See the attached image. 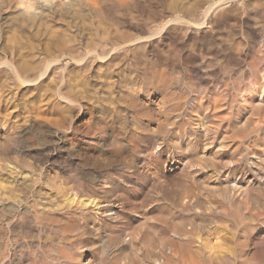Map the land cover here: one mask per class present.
<instances>
[{
	"label": "rangeland",
	"instance_id": "1",
	"mask_svg": "<svg viewBox=\"0 0 264 264\" xmlns=\"http://www.w3.org/2000/svg\"><path fill=\"white\" fill-rule=\"evenodd\" d=\"M9 1L0 0V60H9L10 63L12 62L11 64H14V67H21L20 70L18 69L21 77L29 80V83L24 84L19 81L11 66H9L10 69L8 65L0 67V264H123V262H125L124 264H136V262L143 264L145 261L144 264H148L149 259V264H160L161 261V264H167V260H163V258L168 256L169 250L165 249L158 240L148 241L150 238L146 240L150 244L143 243L144 245L153 244L149 248L143 244L141 245L143 248L140 245L138 246L141 248L136 246L135 251L133 248H124L122 252L126 253L127 258L129 256L128 260L124 255H122L123 258L116 256L120 251L118 246L124 247L117 241L120 231H124L126 227L125 232L119 235L121 237H124L129 229V234L133 232L132 229L135 231L133 227L136 224L128 219L133 215L131 212L133 210H138L139 213L147 211L155 201L156 203L161 202L160 204L155 203L158 206V211H162V213L158 212L161 215H158L160 219L170 214L166 221L159 219L157 230H161L157 232V236L163 237L162 240L168 236L172 237L171 229L177 222L175 219L178 217L179 221L182 218L181 220H184L186 224L188 222L186 229L192 232H190L191 236L194 234V237L192 236L195 240L193 241V250L197 252L189 254H193L195 259L199 258V261L203 259L202 264L209 262V264H247L248 262L254 264L253 259L257 262L255 264H264V260L263 262L261 260L264 257V212L261 211L262 208L264 209V205H261L264 202V198H262L264 188L261 187L264 186V116L260 113L264 110V102L261 108L260 105L257 107L255 101L258 97L255 92L261 88L262 83L260 82L264 78V0H124V5L122 0H120L122 2L112 0L113 4L111 0H95L98 5L95 2L92 5L88 0H28V6H25L22 0ZM128 1L130 2L128 3ZM25 2L27 3V0ZM205 13L207 14L205 15ZM206 19L210 23H207ZM200 22H203L204 25H201ZM197 24L200 26L197 27ZM49 60L53 62L51 63ZM47 61L50 62V66L44 72L42 69ZM23 66L28 68L27 70L25 68V72L21 71ZM254 88L255 90H253ZM250 106H252V110H248L251 108ZM246 111L248 112L246 113ZM249 114H252L251 117ZM253 114L255 117L259 116V119H256ZM205 115L208 119L205 118ZM199 116H202L201 120ZM204 118L208 121L207 123ZM235 122H239V124ZM243 122L245 123L243 124ZM210 125L211 127H209ZM243 125H245L244 129L241 128ZM247 125H250V128ZM254 126L255 128L252 129ZM166 129L169 132H166ZM237 129L243 131L242 135L239 134L240 131L236 134L235 130ZM250 129L252 130L250 131ZM255 129H259V133ZM202 132L211 137H205ZM244 133L246 137L243 136ZM7 134L9 137L6 136ZM254 134L256 135L254 136ZM196 135L199 138H197L198 142ZM228 136L231 138L230 142L232 141L230 144ZM254 138L255 141L252 142ZM218 139L223 142L221 143ZM158 140L163 142L159 143L160 147L157 144ZM238 140L241 141L236 145L235 142H239ZM248 141L255 144H250ZM227 144L228 147H226ZM182 148H186V150L180 151ZM224 148H228L229 152L236 149L238 153L233 150L231 153L227 151L228 154L227 149ZM238 148L242 149L244 153H239L241 151ZM245 148L252 150L247 151L246 149L245 151ZM253 149L257 152L261 150L259 152L261 154L254 152ZM212 151H216V154L215 152L213 154ZM249 151L251 152L249 153ZM188 153L192 156L190 157V154L188 156ZM178 157H184V160L188 161L193 159L192 162L190 161L192 164L195 161V165L190 167L193 169L192 171L187 168L186 173L189 176L191 172L193 174L190 177L187 175L185 181L183 179L186 174L182 179L181 170L171 172L169 170ZM230 158L234 162L238 161L236 164L239 167H247L248 164L254 163L259 164L256 165L257 167H263L259 169L263 173V183L258 185L260 191L259 189L256 191L259 192L257 197L255 192L252 193L256 197L257 203L255 197L249 200L250 197H253L250 195H247L249 199L245 195L246 201L244 195L241 197L242 194L235 201L228 199L226 194V196L224 195L226 190H222L221 185L231 181L234 172L227 171V169L222 170L217 164L222 165L226 160L230 161ZM201 159L206 161L201 162L204 164L202 166L199 164ZM208 159L210 160L208 161ZM258 159L262 161V165ZM240 161L244 162V165ZM258 161L260 162L257 163ZM207 163H210L209 166ZM251 165H248L247 168ZM203 166L205 167L203 168ZM137 168L139 171L136 170ZM194 170L195 172H193ZM167 173L172 175L169 176ZM124 174L126 175L124 176ZM133 174H136L135 176L138 178H134ZM207 174L211 176L210 179L206 176ZM192 176L196 178V181ZM200 176H204L205 179ZM216 176L218 177L216 178ZM231 176L233 177L231 178ZM109 179L111 181H108ZM179 179L182 182H187L188 185L178 182ZM166 180L168 183L165 182ZM131 181L133 184L136 181L141 183L143 181L148 187L151 186L149 187L150 191H152L151 189L153 191L149 195L154 193L151 196L153 199L145 194L146 190V192L141 191L135 196L131 195L128 192L132 187ZM191 181L196 186L198 182H201L202 188L199 185L197 187L204 190L199 191L196 186L191 184ZM106 183L117 190L107 186ZM86 185L87 187H85ZM104 185H106V189ZM153 185L155 186L153 187ZM164 185L170 190L161 188ZM202 185H205L206 188H203ZM209 185L212 187V193L214 192V196L211 194L213 198L210 195ZM189 187L194 190L192 188L189 190ZM97 188L99 189L96 190ZM176 188L179 190L177 191ZM195 189L198 190V193ZM218 189L223 192L221 197V192H218ZM186 190L190 195L184 193ZM192 191L196 194H192ZM170 192L172 196H170ZM176 193L177 195L179 193L181 197L179 198V195L176 197ZM204 193L205 199L202 195ZM261 193L262 196L259 195ZM185 194L191 198H186ZM197 194L203 196L201 197L203 206L198 203L197 207L196 203L200 199ZM161 195L162 197H159ZM215 195H217L216 198ZM195 196H198L197 199ZM175 197L178 200L174 199ZM222 197L223 202L220 199ZM93 198L98 205H95L97 203ZM148 198L153 201L151 202ZM182 198L183 200L177 202L178 205L172 201L173 199L179 201ZM206 198L210 200L208 201ZM217 198L219 202L221 200V203H216L218 200L215 199ZM238 198L239 200L241 198L240 201L243 200L244 203L240 202ZM121 199L125 200L120 202ZM89 201L93 202L89 203ZM108 201L119 208L115 216L105 217L98 210L101 204ZM228 201L231 202L230 206L226 204ZM183 203L184 205H182ZM225 204L227 207L224 206ZM176 205L181 206L178 208ZM217 205L218 210L216 209ZM245 205L249 206L250 210L246 211L248 207L244 208ZM239 206L242 207V209L240 207L241 210L238 209ZM259 206L261 208H257ZM92 207L97 208V213L93 212ZM231 208H235V210H231ZM93 209L95 210V208ZM228 211L230 213L235 211L234 214L237 218ZM241 211L246 212H243L245 216ZM98 213L101 216H98ZM122 213L123 215H121ZM146 213V215H150L148 211ZM172 213L176 217L175 215L171 217ZM211 213L216 214L213 217ZM237 213L241 214L238 216ZM248 213L250 215L254 213V215L250 216ZM152 214L157 216L156 212ZM206 214L212 217H205ZM256 214L257 216H255ZM233 216L242 225L236 219L234 221ZM243 216L245 220H240L243 219ZM102 217L105 218L102 219ZM212 218L214 221L211 222ZM214 218H218V220ZM119 219L120 221H118ZM186 219L190 220L191 225L195 226L196 223L197 225L191 226ZM222 219L224 226L221 224ZM170 220H173L171 225ZM163 221L168 222L165 224ZM192 221L194 223H191ZM100 222H103L102 225L99 224ZM160 222H163L161 226ZM235 222L240 226L238 227ZM232 223L238 227V230L235 229L236 232L232 231L236 228ZM164 224L165 226L169 224L167 226H170L171 229L170 227L169 229L165 228ZM221 225L223 231L226 229L225 233L221 230ZM231 225L232 229H230ZM227 226L229 229L226 228ZM199 227L203 229L199 230ZM118 229L120 230L118 231ZM211 229L213 231L215 229V232ZM166 230L168 231L166 232ZM194 230L199 231L194 232ZM162 231H165L166 234ZM208 231L211 232V236ZM226 231L233 234H227ZM136 232L133 233L136 234ZM216 232L221 234L223 232L225 236H230L229 241L233 240L229 242L227 237L223 249L226 251L227 247L229 248L227 253L222 251L223 255L221 252L218 254L215 250L218 248L210 247L211 239ZM206 237L210 240L205 239ZM201 239L202 242L205 240L209 244L205 245L206 243H202ZM234 239L236 240L234 241ZM104 242L112 243V247L106 251L107 253L101 247ZM196 242L197 247H194ZM201 243L204 244L203 247H200ZM99 244L102 245L98 247ZM114 244L117 246L115 247ZM206 248H211L209 250L213 251ZM256 249H259L257 250L259 253L256 252ZM203 250L205 251L203 252ZM253 250L257 256L254 254L252 259L249 254H253ZM112 251L114 252L111 254ZM153 252L155 256H153ZM260 252H262L261 255ZM160 253L161 255L165 253L163 258L159 255ZM109 254L116 258H110L114 262L110 259L106 260L110 257ZM144 255L149 258L146 259ZM205 255L211 256L212 259ZM100 256L102 257L99 258ZM104 256H106L105 259ZM159 256L162 259L159 258L160 261L158 260ZM197 256L198 258H196ZM201 257L202 259H200ZM131 258L134 260L131 261ZM115 260L118 262L115 263ZM205 260L208 261L205 262ZM98 261L102 263H98Z\"/></svg>",
	"mask_w": 264,
	"mask_h": 264
},
{
	"label": "bare ground",
	"instance_id": "2",
	"mask_svg": "<svg viewBox=\"0 0 264 264\" xmlns=\"http://www.w3.org/2000/svg\"><path fill=\"white\" fill-rule=\"evenodd\" d=\"M10 1H12V0H10ZM10 1H9V2H10ZM25 1H26V0H22V2L25 4V6H28V0H27V3H26ZM85 1H86V0H85ZM88 1H89V3H91L92 5H93V3L95 2V0H88ZM88 1H87V3H88ZM108 1H109V0H108ZM117 1H118V0H117ZM119 1H120V0H119ZM122 1H123V5H124V2H125V1H124V0H122ZM122 1H120V2H122ZM233 1H235V0H233ZM104 2H105V1H104ZM104 2H103V3H104ZM106 2H107V1H106ZM112 2H113V1L111 0V3H112ZM114 2H115V0H114ZM114 2H113V3H114ZM120 2H119V3H120ZM129 2H130V1H128V3H129ZM219 2H220V1H219ZM223 2H224V1H223ZM226 2H227V1H226ZM95 3L97 4V2H95ZM113 3H112V4H113ZM117 3H118V2H117ZM117 3H115V4H117ZM221 3H222V2H221ZM221 3H220V5H221ZM29 4H30V3H29ZM104 4H105V3H104ZM107 4H108V3H107ZM109 4H110V3H109ZM120 4H121V3H120ZM125 4H127V3H125ZM174 4H175V2H174ZM225 4H226V3H225ZM97 5H98V4H97ZM101 5H103V4H101ZM121 5H122V4H121ZM172 5H173V4H172ZM218 5H219V4H218ZM218 5H217V6H218ZM220 5H219V6H220ZM230 5H231V4H230ZM105 6H106V5H105ZM175 6H176V5H175ZM173 7H174V6H173ZM212 8H213V6H212ZM209 9H210V8H209ZM213 9H214V8H213ZM206 12H207V11H206ZM108 14H109V12H108ZM206 14H207V13H205V15H206ZM203 15H204V14H203ZM207 16H208V15H207ZM207 16H206V18H207ZM108 17H110V16H108ZM208 17H209V16H208ZM109 19H110V18H109ZM110 20H111V19H110ZM203 20H204V19H203ZM206 21H207V19H206ZM255 21H256V20H255ZM263 21H264V20H263ZM208 22H209V21H207V23H208ZM200 23H201V25H204L203 22H200ZM207 23H206V24H207ZM209 23H210V22H209ZM255 23H256V22H255ZM258 23H260V22H258ZM198 26H200V25L197 24V27H198ZM255 26H257V25H255ZM260 27H261V26H260ZM261 28H262V27H261ZM160 29H162V28H160ZM160 31H161V30H160ZM262 31H263V30H262ZM254 32H255V31H254ZM258 32H259V29H258ZM261 37H262V36H261ZM262 39H263V38H262ZM62 44H63V43H62ZM61 48H62V47H61ZM116 48H117V47H116ZM55 55H56V54H55ZM91 55H92V54H91ZM53 57L55 58L56 56H53ZM100 57H101V56H100ZM55 60H56V59H55ZM49 61H50V60H49ZM49 61H47V64L45 65L44 69H42V70H44V72H45V70L50 66V62H51V63L53 62V61H50V62H49ZM37 62H38V64H39V61H37ZM37 62H36V64H37ZM54 62H55V61H54ZM11 63H12V62H11ZM11 63L9 62V60H8V61H7V60L5 61L4 59H3L2 61L0 60V67H2V65H3V66H7V65H8V68H9V66H11V67H12V70L14 71V73H15V75L17 76V78L19 79V81H21V82L24 83V84L29 83V80H25V78H22V77H21V73H20V71H19L21 67H20V68H16V67L13 66L14 64H11ZM40 64H41V63H40ZM35 66H36V65H35ZM18 67H19V66H18ZM27 67H29V66H27ZM25 68H26V66H23V68L21 69V71H24V72H25V71L28 69V68H26V70H25ZM33 68H34V67H33ZM33 68H32V69H33ZM9 69H10V68H9ZM18 69H19V70H18ZM24 74H25V73H24ZM262 76H263V75H262ZM24 77H25V76H24ZM255 79H256V78H255ZM258 79H259V78H258ZM262 79H263V80L259 79V80L262 81V82H260V83H262L261 88H258V91L255 92V93H257V96H258V97H257L258 99L256 98V100H255V101H256V104H257V107H258V105L261 106V105L263 104V102H264V78H262ZM253 83H254V81H253ZM255 85H256V84H255ZM254 87H255V86H254ZM258 87H259V86H258ZM249 88H250V87H249ZM251 89H252V87H251ZM253 90H255V88H254ZM253 90H252V91H253ZM249 91H250V90H248V92H249ZM253 92H254V91H253ZM249 93H250V92H249ZM253 94H254V93H253ZM246 95H247V94H246ZM250 95H251V94H250ZM244 96H245V94H244ZM251 97H252V96H251ZM253 97H254V96H253ZM244 99H245V98H244ZM62 100H63V99H62ZM245 100H247V99H245ZM248 100H249V99H248ZM250 100H251V99H250ZM250 100H249V101H250ZM249 101H248V102H249ZM243 102H244V101H243ZM245 103H247V102H245ZM253 103H254V102H252V104H253ZM247 104H248V103H247ZM254 104H255V103H254ZM244 105H245V104H244ZM249 105H250V104H249ZM254 106H255V105H254ZM254 106H253V108H254ZM263 106H264V104H263ZM250 107H251V108L248 107V108H249L248 110H250V109L252 110V106H250ZM244 108H245V106H244ZM244 108H243V109H244ZM261 108H262V106H261ZM261 108H260V110H261ZM246 109H247V108H246ZM256 109H258V108H256ZM253 110H255V109H253ZM262 110H263V109H262ZM258 111H259V110H258ZM247 112H248V111H246V113H247ZM263 112H264V110H263ZM263 112H262V111L260 112V113L262 114V116H264V115H263ZM250 113H251V112H250ZM260 113H259V116L261 115ZM207 114H208V113H207ZM242 114H243V113H242ZM255 114H256V113H255ZM251 115H252V114H249V117H251ZM205 116H206L205 118L208 119V118H207V115H205ZM208 116H209V115H208ZM253 116L255 117L254 114H253ZM253 116H252V117H253ZM256 116H257V114H256ZM259 116H258V117H255V118H256V119H259ZM203 117H204V116H203ZM243 117H244V115H243ZM199 118H200V120H201V119H202V116H201V117L199 116ZM199 118H197V119L199 120ZM205 118H204V119H205ZM238 118H239V117H238ZM246 118H247V117H246ZM255 118H254V119H255ZM206 119H205V120H206ZM235 119H236V118H235ZM239 119H240V118H239ZM254 119H253V120H254ZM263 119H264V118H263ZM205 120H204V121H205ZM240 120H241V119H240ZM246 120H247V119H246ZM250 120H251V119H250ZM250 120H248V122H250ZM261 120H262V119H260V121H261ZM234 121H235V120H234ZM242 121H243V120H242ZM258 121H259V120H258ZM260 121H259V122H260ZM194 122H195V121H194ZM199 122H200V121H199ZM207 122H208V121L206 120V123H207ZM261 122H263V120H262ZM261 122H260V123H261ZM200 123H203V122H200ZM235 123H237V122H235ZM244 123H245V122H243V124H244ZM254 123H257V122H254ZM194 124H195V123H194ZM198 124H199V123H198ZM233 124H234V122H233ZM237 124H239V122H238ZM249 124H251V123H249ZM263 124H264V122H263ZM200 125H201V124H200ZM203 125H204V123H203ZM203 125H202V127H203ZM241 125H242V124H241ZM245 125H246V124H245ZM245 125H243L244 127L241 126V128L244 129V128H245ZM258 125H259V124H258ZM198 126H199V125H198ZM239 126H240V125H239ZM247 126L249 127L250 125H247ZM247 126H246V127H247ZM251 126H253V125H251ZM260 126H261V124H260ZM260 126H259V127H260ZM194 127H195V126H194ZM206 127H208V126H206ZM209 127H211V125H210ZM232 127H233V126H232ZM237 127H238V125H237ZM237 127H236V128H237ZM263 127H264V126H263ZM195 128H196V127H195ZM197 128H198V127H197ZM234 128H235V127H234ZM236 128H235V129H236ZM238 128H239V127H238ZM249 128H250V127H249ZM249 128H247V129H249ZM253 128H255V126L252 127V129H253ZM256 128H258V127H256ZM198 129H199V128H198ZM203 129H204V128H203ZM203 129H202V130H203ZM212 129H213V128H212ZM232 129H233V128H232ZM252 129H250V131H251ZM199 130H200V129H199ZM209 130H211V129H209ZM240 130H241V129H240ZM240 130H238V129L235 130V131H237L236 134H238V132H239ZM255 130H257V132H258L259 129H255ZM260 130H262V129H260ZM204 131H205V130H204ZM204 131H203V132H204ZM235 131H234V132H235ZM244 131H245V130H244ZM250 131H249V132H250ZM166 132H169V131H167V129H166ZM196 132H197V131H196ZM203 132H202V133H203ZM209 132H211V131H209ZM230 132H231V131H230ZM242 132H243V131H242ZM242 132L240 131L239 134L242 135V134H241ZM254 132H255V131H254ZM7 133H8V132H7ZM199 133H200V132H199ZM231 133H232V132H231ZM246 133H248V132H246ZM258 133H259V132H258ZM263 133H264V131H263ZM195 134H196V133H195ZM236 134H235V135H236ZM256 134H257V133H256ZM256 134H254V136H255ZM8 135H9V134H7L6 136H8ZM157 135H158V134H157ZM203 135H205V134L203 133ZM203 135H202V136H203ZM206 135H207V134H206ZM206 135H205V137H208V136H206ZM209 135H210V134H209ZM244 135H245V136H244ZM162 136H163V135H162ZM197 136H198V135H196V139L198 138ZM243 136L246 137V134L244 133ZM252 136H253V135H252ZM254 136H253V137H254ZM259 136H260V135H259ZM8 137H9V136H8ZM155 137H156V136H155ZM163 137H164V136H163ZM163 137L160 136V138L164 139ZM200 137H201V136H200ZM210 137H211V136H209L208 138H210ZM226 137H227V136H226ZM228 137H229V136H228ZM257 137H258V136H257ZM156 138H157V137H156ZM216 138H217V137H216ZM222 138H223V137H222ZM229 138H230V137H229ZM255 138H256V137H255ZM255 138H254V140H253L252 142L255 141ZM263 138H264V134H263ZM157 139H158V138H157ZM162 139H161V140H162ZM193 139H194V138H193ZM198 139H199V138H198ZM198 139H197V142H198ZM201 139H202V138H201ZM250 139H253V138H250ZM256 139H257V138H256ZM174 140H175V139H174ZM180 140H181V139H180ZM191 140H192V138H191ZM205 140H206V139H205ZM213 140H214V139H213ZM218 140H219V139H218ZM228 140H229V144H230V143L232 142V141L230 142L231 138L228 139ZM228 140H226V141H228ZM233 140H234V139H233ZM241 140H242V139H241ZM241 140H240V141H241ZM158 141H159V140H158ZM187 141H188V140H187ZM192 141H193V140H192ZM192 141H190V142H192ZM202 141H203V140H202ZM211 141H212V139H211ZM219 141H220V140H219ZM236 141H237V140H236ZM238 141H239V140H238ZM240 141H239V142H235V144H236V143L239 144ZM256 141H257V140H256ZM160 142H162V141H159V142L157 143L158 146H159V143H160ZM173 142H174V141H173ZM200 142H201V141H200ZM220 142H221V141H220ZM222 142H223V141H222ZM222 142H221V143H222ZM233 142H234V141H233ZM248 142H250V141H248ZM252 142H250V144H251ZM258 142H259V141H258ZM162 143H163V142H162ZM174 143H175V142H174ZM177 143H178V141H177ZM186 143H188V142H186ZM201 143H202V142H201ZM201 143H199V144H201ZM203 143H204V142H203ZM224 143H225V142H224ZM224 143H223V144H224ZM256 143H257V142H256ZM184 144H185V142H184ZM208 144H209V143H208ZM211 144H212V143H211ZM211 144H210V145H211ZM214 144H215V143H214ZM218 144H219V143H218ZM241 144H242V143H241ZM243 144H244V143H243ZM243 144H242V145H243ZM252 144H255V143H252ZM261 144H262V143H261ZM174 145H175V144H174ZM188 145H189V144H188ZM190 145H191V143H190ZM190 145H189V146H190ZM197 145H198V144H197ZM202 145L205 146L204 144H202ZM233 145H234V144H233ZM236 145H237V144H236ZM246 145H247V143H246ZM246 145H245V147H246ZM256 145H257V144H256ZM256 145H254V146H256ZM258 145H259V144H258ZM175 146H177V145H175ZM192 146H193V145H192ZM195 146H196V144H195ZM214 146H216V145H214ZM217 146H218V145H217ZM228 146H229V145L227 144L226 147H228ZM247 146H248V145H247ZM251 146H253V145H251ZM159 147H160V146H159ZM183 147H184V146H183ZM186 147H188V146H186ZM219 147H221V146H219ZM230 147H231V146H230ZM234 147H235V146H234ZM236 147H237V146H236ZM240 147H241V146H240ZM242 147H243V146H242ZM256 147H257V146H256ZM261 147L263 148L262 145H261ZM176 148H177V147H176ZM197 148H199V147H197ZM201 148H202V146H201ZM252 148H255V147H252ZM183 149H184V148H182V150H180V151H183ZM187 149L189 150V148H187ZM192 149H193V148H192ZM202 149H203V148H202ZM220 149H221V148H220ZM224 149H225V148H224ZM226 149H227V150H226ZM226 149H225V150H226V152H227V151H228V148H226ZM230 149H231V148H230ZM243 149H244V148H243ZM246 149H247V151H248V150H252V149L245 148V151H246ZM259 149H260V148H259ZM175 150H176V149H175ZM184 150H186V148H185ZM188 150H187V152H188ZM195 150H196V149H195ZM211 150H212V149H211ZM233 150H234V152L237 151L236 149H233ZM233 150H232V151L230 150V151L233 152ZM238 150H240V149L238 148ZM253 150H254V149H253ZM262 150H263V149H262ZM191 151H192V150H191ZM191 151H190V152H191ZM200 151H201V150H200ZM200 151H199V152H200ZM222 151H223V150H222ZM240 151H241V152H239V153H242V152L244 153V151H242V149H241ZM173 152H174V151H173ZM192 152H193V151H192ZM192 152H191V153H192ZM194 152H196V151H194ZM208 152H209V151H208ZM212 152H213V151H212ZM214 152H215V154H216V151H214ZM214 152H213V154H214ZM217 152H218V151H217ZM219 152H220V150H219ZM223 152H224V151H223ZM228 152H229V151H228ZM228 152H227V153H228ZM231 152H229V153H231ZM250 152H251V151H249V153H250ZM252 152H253V151H252ZM254 152H256V153H258V154H261V153H259V152H261V150H260V151L258 150V152H257V150H256V151L254 150ZM204 153H205V152H204ZM220 153H221V152H220ZM229 153H228V154H229ZM237 153H238V151H237ZM263 153H264V150H263ZM171 154H173V153H171ZM189 154H190V153H188V156H189ZM192 154H193V153H192ZM195 154H197V153H195ZM200 154H202V153H200ZM218 154H219V153H218ZM221 154H223V153H221ZM224 154H225V152H224ZM232 154H233V153H232ZM251 154H252V153H251ZM254 154H255V153H254ZM168 155H169V154H168ZM207 155H208V154H207ZM207 155H206V156H207ZM219 155H220V154H219ZM234 155H235V154H234ZM238 155H239V154H238ZM238 155H237V156H238ZM240 155H241V154H240ZM255 155H256V154H255ZM262 155H263V154H262ZM177 156H178V155H177ZM183 156H184V155H183ZM185 156H186V155H185ZM191 156H192V155L190 154V157H191ZM199 156H200V155H199ZM203 156H204V155H203ZM206 156H205V158H206ZM212 156H213V155H212ZM216 156H217V155H216ZM220 156H221V155H220ZM227 156H228V155H227ZM235 156H236V155H235ZM242 156H244V154H242ZM242 156H241V157H242ZM248 156L252 157V156L249 155V154H248ZM248 156H247V157H248ZM193 157H194V156H193ZM210 157H211V156H210ZM232 157H233V156H232ZM238 157H239V156H238ZM138 158H139V157H138ZM185 158H187V157H185ZM196 158H199V157L196 156ZM200 158H201V157H200ZM205 158L203 157V159H205ZM225 158H227V157H225ZM234 158H235V157H234ZM243 158H244V157H243ZM243 158H242V159H243ZM172 159H173V158H172ZM189 159H190V158H189ZM203 159H201V160H203ZM216 159H217V158H216ZM219 159H222V158H219ZM230 159H231V160H230ZM230 159H229L230 161H228V162H227V160H226V162L224 161V162H225L224 164L221 163L222 165H218V164H217V166H220V169L222 168V170H223V169H224V170L227 169V171L229 170V171L234 172V177L231 176V178L233 177V179H232L231 181H229V182H225V184L223 183V185H221V189H222V190H223V189L226 190V193H224V195L226 194V195L229 197L228 199H231L232 201H235V199H236L239 195H241V194H242L241 197L244 195V197H245V198H244L245 201H246V196H247V195L253 196L252 193L255 192V193H256L255 196H256V195L259 193V192H256V191H257L258 189H259V191H260V188H258V187H259L258 185H260L261 183H263V182H262V181H263V177H262V174H263V173H261L260 170H259V169H262L263 167H261V168H260V167H257L256 165H259V164H255V163H254V164H252V165H251V164H248V165H251V166H249V168H247L248 165H247V167L243 166V165H244V162H241V161H240V162L243 163V165H242L243 167H239V165L237 166V164H236V162H238V161L234 162V160H233L232 158H230ZM240 159H241V158H240ZM253 159H254V156H253ZM201 160H200V162H199L200 166L204 165V164H202L201 162H206L205 160H203V161H201ZM209 160H210V159H208V161H209ZM214 160H215V159H214ZM214 160H211V161H214ZM224 160H225V159H224ZM235 160H237V159L235 158ZM243 160H245V159H243ZM255 160H256V159H255ZM255 160H254V161H255ZM258 160H260V159H258ZM155 161H156V160H155ZM171 161H172V160H171ZM190 161L192 162L193 159L190 160ZM190 161H188L187 159L184 160V157H183V158H182V157H178L177 160H176V162L173 161V162H174V165H173V167L170 166L169 170H170V172H171V171H174V170H179V171L181 170V173H180V174L182 175V179H183V177H184L183 175L186 174V176H185L184 179H183V180L185 181V178L189 176V175L186 173V172H187V168H190L191 166H194V165H195V161H194L193 164H192ZM252 161H253V160H252ZM252 161H251V162H252ZM254 161H253V162H254ZM260 161H261V160H260ZM260 161H258L257 163H259ZM135 162H136V161H135ZM196 162H197V161H196ZM214 162H215V161H214ZM216 162H218V161H216ZM251 162H249V163H251ZM140 163H141V162H140ZM155 163H156V162H155ZM245 163L247 164V162H245ZM141 164H142V163H141ZM141 164H140V165H141ZM158 164H159V163H158ZM196 164H197V163H196ZM199 164H198V165H199ZM208 164H210V163H207V165H208ZM212 164H213V163H212ZM153 165H154V164H153ZM153 165H152V166H153ZM159 165H160V164H159ZM159 165H158V166H159ZM171 165H172V164H171ZM205 165H206V164H205ZM240 165H241V164H240ZM261 165H262V161H261ZM105 166H106V165H105ZM105 166H104V167H105ZM108 166H109V165H108ZM110 166H111V165H110ZM154 166H155V165H154ZM196 166H197V165H196ZM200 166H199V168H201ZM208 166H209V165H208ZM231 166H233V167H231ZM136 167H138V166L136 165ZM204 167H205V166H203V168H204ZM211 167H213V166H211ZM105 168H106V167H105ZM105 168H104V169H105ZM112 168H113V167H112ZM158 168H159V167H158ZM167 168H168V166H167ZM194 168H196V167H194ZM207 168H209V167H207ZM217 168H218V167H217ZM217 168H216V170H219V169H217ZM107 169H108V168H107ZM109 169H110V167H109ZM113 169H115V167H114ZM116 169H117V168H116ZM132 169H133V168H132ZM159 169H160V168H159ZM201 169H202V168H201ZM205 169H206V168H205ZM209 169L211 170L212 168H209ZM110 170H111V169H110ZM133 170H135V169H133ZM133 170H132V171H133ZM136 170H138V168H137ZM157 170H158V169H157ZM169 170H168V171H169ZM190 170L192 171L193 169L190 168ZM203 170H204V169H203ZM207 170H208V169H207ZM216 170H215V171H216ZM105 171H106V170H105ZM113 171H114V170H113ZM138 171H139V170H138ZM204 171H205V170H204ZM261 171H263V170H261ZM106 172H107V171H106ZM106 172H105V173H106ZM109 172H110V171H109ZM135 172H137V171H135ZM175 172H176V171H175ZM193 172H195V170H194ZM196 172H197V171H196ZM225 172H226V171H225ZM168 173H169V172H168ZM168 173H167V174H168ZM177 173H178V172H177ZM215 173H217V171H216ZM218 173H219V171H218ZM226 173H227V172H226ZM160 174H161V173H160ZM164 174H165V173H164ZM174 174H175V173H174ZM174 174H173V175H174ZM191 174H193V173L191 172ZM191 174H190V176H191ZM196 174H197V173H196ZM200 174H201V173H200ZM203 174H205V173H203ZM213 174H214V172H213ZM125 175H126V174H124V176H125ZM133 175H134V178H135V177L138 178L137 176H135L136 174H133ZM137 175H140V173H139V174L137 173ZM161 175H163V174H161ZM168 175H169V174H168ZM168 175H167V176H168ZM171 175H172V174H171ZM171 175H169V176H171ZM187 175H188V176H187ZM194 175H195V174H194ZM222 175H223V174H222ZM225 175H226V174H225ZM225 175H224V177H227V176H225ZM228 175H229V174H228ZM231 175H232V173H231ZM165 176H166V175H165ZM174 176H175V175H174ZM176 176H177V175H176ZM178 176L180 177L179 174H178ZM190 176H189V177H190ZM197 176H198V175H197ZM197 176H196V177H197ZM206 176H208V174H207ZM214 176H215V175H214ZM119 177H120V176H119ZM122 177H123V176H122ZM128 177H129V175H128ZM148 177H149V176H148ZM192 177H193V176H192ZM192 177H191V178H192ZM198 177H199V176H198ZM200 177H201V176H200ZM202 177H204V176H202ZM202 177H201V178H202ZM209 177H211V176H208V178H209ZM217 177H218V176H216V178H217ZM222 177H223V176H222ZM224 177H223V178H224ZM228 177H230V176H228ZM99 178H100V177H99ZM125 178H127V177H125ZM125 178H124V180H125ZM150 178H151V177H150ZM150 178H149V179H150ZM163 178H165V177H163ZM171 178L173 179V177H171ZM175 178H177V177H175ZM193 178H194V177H193ZM216 178H215V182H216ZM113 179H114V178H113ZM119 179H120V178H119ZM131 179H133V178H131ZM143 179H144V178H143ZM146 179H147V178H146ZM149 179H148V180H149ZM168 179H169V178H168ZM168 179H167V180H168ZM194 179H195V181H196V178H194ZM203 179H205V177H204ZM209 179H210V178H209ZM209 179H208V181H209ZM212 179H213V177H212ZM96 180H97V179H96ZM105 180H106V179H105ZM121 180H123V179H121ZM133 180H134V179H133ZM136 180H137V179H136ZM141 180H142V179H141ZM144 180H145V179H144ZM144 180H143V181H144ZM150 180H151V179H150ZM163 180H164V179H163ZM167 180H166L165 182H167ZM169 180H170V179H169ZM169 180H168V181H169ZM176 180H177V179H176ZM179 180H180V179H179ZM200 180H201V179H200ZM206 180H207V179H206ZM221 180H222V179H221ZM108 181H111V180L109 179ZM117 181H118V180H117ZM125 181H126V180H125ZM128 181H129V180H128ZM138 181H139V179H138ZM143 181H142V183L136 181L134 184H133L132 181H131V183H132L131 186H132V187H131L130 190H128V192H130L131 195H134V196H135L137 193H140L141 191L143 192V191L146 190L147 192L145 191V192H146L145 194H146L147 196H150L149 194L153 191V189H151L152 191H150V188H149V187H151V186L148 187L147 184H145V182L143 183ZM145 181H146V180H145ZM187 181H188V180H187ZM189 181H190V179H189ZM189 181H188V182H189ZM192 181H193V180H192ZM192 181H191V184L193 185ZM195 181H194V182H195ZM198 181H199V180H198ZM204 181H205V180H204ZM210 181H211V180H210ZM212 181H213V180H212ZM226 181H227V180H226ZM118 182H120V181H118ZM163 182H164V181H163ZM178 182L186 183V185H188L187 182H182L181 180L178 181ZM217 182H218V181H217ZM217 182H216V183H217ZM115 183H116V181H115ZM131 183H129V184H131ZM146 183H147V181H146ZM149 183H150V182H149ZM149 183H148V184H149ZM152 183H153V182H152ZM155 183H156V182H155ZM155 183H154V184H155ZM167 183H168V182H167ZM172 183H174V182L172 181ZM196 183H197V182H196ZM196 183H194V184H196ZM200 183H201V182H200ZM200 183L198 182L197 186L199 185V187L202 188V187L200 186ZM103 184H104V183H103ZM103 184H102V186H103ZM113 184H114V183H113ZM113 184H112V185H113ZM163 184H164V183H163ZM169 184H170V181H169ZM169 184H168V185H169ZM176 184H177V183H176ZM106 185H107V183H106ZM106 185H104V187H105ZM119 185H120V184H119ZM122 185H123V184H122ZM125 185H127L126 182H125ZM151 185H152V184H151ZM157 185H158V184H157ZM157 185H156V186H157ZM160 185H161V184H160ZM168 185H167V186H168ZM171 185L174 186V184H171ZM179 185H180V183H179ZM192 185H191V186H192ZM207 185H208V184H207ZM211 185H212V184H211ZM213 185H214V184H213ZM107 186H110V184H108ZM113 186H114V185H113ZM154 186H155V185H153V187H154ZM180 186H182V184H181ZM193 186H196V185H193ZM193 186H192V187H193ZM197 186H196V187H197ZM202 186H203V185H202ZM209 186H210V185H209ZM217 186H218V185H217ZM85 187H87V185H86ZM100 187H101V186H100ZM110 187H111V186H110ZM123 187H124V186H123ZM123 187H122V188H123ZM153 187H152V188H153ZM184 187H185V186H184ZM192 187H191V188H192ZM196 187H195V188H196ZM204 187L206 188L205 185L203 186V188H204ZM215 187H216V185H215ZM218 187H219V186H218ZM222 187H223V188H222ZM261 187L264 188L263 185H262ZM111 188H112V187H111ZM113 188H115V187H113ZM113 188H112V189H113ZM161 188H165V185H164V187L161 186ZM178 188H179V187H178ZM182 188H183V187H182ZM182 188H181V190H182ZM191 188L189 187L188 189L190 190ZM200 188L198 189V187H197V189H198L199 191H203V190H204V189L201 190ZM209 188H211V189H209V191H211V190H212V187L210 186ZM216 188H217V187H216ZM216 188H215V189H216ZM219 188H220V187H219ZM98 189H99V188H97L96 190H98ZM105 189H106V187H105ZM105 189H104V190H105ZM115 189H116V188H115ZM165 189H167V188H165ZM168 189H169V188H168ZM168 189H167V190H168ZM176 189H177V188H176ZM176 189H174V190L176 191ZM197 189H195V190H197ZM207 189H208V186H207ZM215 189H213V190L215 191ZM221 189H220V190L218 189V190H219L218 192H221V191H222ZM102 190H103V188H102ZM116 190H117V189H116ZM125 190H126V188H125ZM162 190H163V189H162ZM162 190H161V192H162ZM169 190H170V189H169ZM178 190H179V189H177V191H178ZM183 190H184V188H183ZM189 190H188V191H189ZM192 190H194V189L192 188ZM198 190H197V193H198ZM100 191H101V190H100ZM105 191H106V190H105ZM107 191H109V190H107ZM122 191H123V189H122ZM163 191H164V190H163ZM207 191H208V190H207ZM216 191H217V190H216ZM262 191H263V189H262ZM262 191H261V192H262ZM165 192H166V191H165ZM165 192H164V193H165ZM171 192L173 193V191H171ZM171 192H170V193H171ZM190 192H191V191H190ZM125 193H126V192H125ZM172 193L170 194V196H172ZM184 193H187V195H190V194L187 192V190H186V192L184 191ZM193 193H194V192L192 191V194H193ZM200 193H201V192H200ZM202 193H203V192H202ZM249 193H251V194H249ZM263 193H264V191H263ZM103 194H104V193H103ZM105 194H106V193H105ZM153 194H154V193H153ZM153 194H152V195H153ZM161 194H162V193H161ZM192 194H191V195H192ZM194 194H196V193H194ZM206 194H207V193H206ZM211 194L213 195L214 192L212 193V191H211L210 195H211ZM215 194H216V192H215ZM222 194H223V192H221L220 197L222 196ZM122 195H123V194H122ZM122 195H121V196H122ZM142 195H143V193H142ZM146 195H145V196H146ZM152 195H151V196H152ZM167 195H169V194H167ZM173 195H174V193H173ZM175 195H176V197H178L179 193H178V195H177V193H176ZM181 195H182V194H181ZM185 195H186V194H185ZM187 195L185 196L186 198H187V197H190V198H191V196H187ZM197 195H198V194H197ZM202 195L204 196L205 193L202 194ZM202 195H201V196L198 195L199 197H198V196H195V199H197V197L200 198V199H198V200L202 203V204H201L199 201L196 200L197 203H196V202H195V203L197 204V207H198V203H199L200 205L203 206V201H201V200H202L201 197H203ZM208 195H209V194H208ZM212 195H211V196H212ZM226 195H225V196H226ZM245 195H246V196H245ZM259 195L262 196V193L259 194ZM259 195H258V197H260ZM263 195H264V194H263ZM125 196H126V195H125ZM145 196H144V197H145ZM151 196H150V197H151ZM155 196H156V195H155ZM155 196H154V198H155ZM213 196H214V195H213ZM213 196H212L211 198H213ZM216 196H217V195H215V198H216ZM255 196L250 197V199H249V196H247V197H248L247 199L251 200V198H254ZM103 197H104V196H103ZM103 197H102V198H103ZM106 197H109V196H106ZM123 197H124V196H123ZM123 197H122V198H123ZM128 197H129V194H128ZM137 197H138V196H137ZM144 197H143V198H144ZM159 197H162V195L159 196ZM176 197H175L174 199H177ZM180 197H181V196L179 195V198H180ZM206 197H207V196H206ZM218 197H219V196H218ZM256 197H257V196H256ZM256 197H255V201L257 200ZM98 198H99V195H98ZM100 198H101V197H100ZM104 198H105V197H104ZM132 198H133V197H132ZM135 198H136V197H135ZM151 198L153 199V197H151ZM151 198H148V199L150 200ZM157 198H158V197H157ZM186 198H185V199H186ZM190 198H189V199H190ZM192 198H193V197H192ZM208 198H210V197L208 196ZM211 198H210V199H211ZM224 198H225V197H224ZM262 198H264V196H263ZM110 199H112V198H110ZM119 199H120V198H119ZM125 199H126V198H125ZM125 199H124V200H125ZM127 199H129V198H127ZM138 199H139V198H138ZM158 199H161V198H158ZM174 199H173L172 201L175 202V203L180 202L181 200H183V198L180 199L179 201H177L178 199H177L176 201H174ZM195 199H193V200H195ZM204 199H205V196H204ZM206 199H207V198H206ZM210 199H209V200H210ZM220 199H221L222 202H223V197L220 198ZM259 199H260V198H259ZM91 200H92V199H91ZM91 200H90V201H91ZM93 200H94V198H93ZM107 200H108V198H107ZM122 200H123V199H121L120 202H121ZM124 200H123V201H124ZM131 200H132V199H131ZM154 200H156V199H154ZM193 200H192V201H193ZM207 200H208V199H207ZM209 200H208V201H209ZM215 200H218V198L215 199ZM221 200H220V202H219V200L216 201V203H217V202H218V204L221 203ZM224 200H225V199H224ZM231 200H229V201H231ZM238 200H239V198H238ZM240 200H241V198H240ZM240 200H239V201H240ZM260 200H261V199H260ZM263 200H264V199H263ZM263 200H262V201H263ZM87 201H88V200H87ZM90 201H89V203H92V202H93V201H92V202H90ZM95 201H96V200H94V202H95ZM99 201H100V200H99ZM112 201H113V200H112ZM128 201H129V200H128ZM143 201H144V199H143ZM150 201H151V200H150ZM150 201H149V203H150ZM152 201H153V200H152ZM152 201H151V202H152ZM157 201H158V200H157ZM159 201H161V200H159ZM188 201H191V200H188ZM204 201H205V200H204ZM208 201H207V202H208ZM212 201H214V200H212ZM229 201H228V203H226V204H228L227 206H230V204H231V202H232V201H231V202L229 203ZM252 201L255 202L254 199H252ZM252 201H251V205H252ZM102 202H103V200H102ZM110 202H111V201H108L107 203H103V204H101V205L98 207V210L100 211V213H102L103 216H105V217H106V216H115V215L118 213V209H119V208H118L115 204L110 203ZM115 202H117V201L115 200ZM129 202H130V201H129ZM147 202H148V201H147ZM182 202H183V201H182ZM182 202H181V203H182ZM210 202H211V201H210ZM225 202H227V200H225ZM240 202H243V203H244L243 200L240 201ZM258 202H259V200H258ZM95 203H97V202H95ZM125 203H126V202H125ZM125 203H124V204H125ZM155 203H156V201H155ZM155 203H153V204L151 203V204H152L151 206L148 205V206H149V209H148L147 211H148V213L150 214L149 216L146 215V214H147V213H146V212H147L146 210H144L142 213H141V212L139 213L138 210H133V211L131 212L133 215H131L132 217L130 216L128 219H130L131 222H133V223L136 224V225L133 227L134 224L132 223V224H133L132 227L135 228V231H137L136 234H134V233H135L134 229H132V231H133L134 233L130 231L131 233L129 234V230H130V229H129L128 232L126 233V235H125L124 237L119 236V235H121L122 232H125L126 227L124 228L125 230L122 228L124 231H122V232L120 231V234H118V235H117L118 232L116 231V232H117L116 235H117V237H118V240H117V238L115 237L116 235L114 236L115 239L118 241L119 244L121 243V244H123V246H124V247H120V245L118 244V245H119V246H118V250H120V251L117 250L118 253L116 254V256H117V257L120 256V257L123 258L122 255L125 256V254H126V253L123 254V252H122L124 248H127V247H128V248H133V251H135L134 249H135L136 246H138V245L141 246L143 243L146 242L147 239L150 238L148 241L153 240V239H154L155 241L158 240V241L161 242V245L163 244V247H164L165 249H168V250H169V254H168V256L165 257V258H163V257H164L163 254H165V253H163L162 255H161V253L159 254V255H161V257L163 258V260H164V259L167 260V261H166L167 264L170 263V262H172V263L174 262L175 264H202L201 261H204V260L202 259V257H203L202 255H203V254L201 255L202 257L200 258V259H202L201 261L198 260V259H199L198 256L200 257V255H198V256L196 257V258H198V259H195V256H193V254H189V253H192V252H194V251L197 252L196 250H193V241H195V240L193 239V237H194L193 235H194V234L192 235V236H193V237H192V236H191V233H192V232H191V231H188V230L186 229V225L188 224V222H187V224H186V222H185L184 220H181V219H182L181 217H180L181 219H179V221L177 220L178 217L175 219L177 222L174 221V222H176V223H174V227H173L172 229H171V227L169 226L170 229L172 230V231H171V232H172V234H171L172 237H169L168 234H167L166 237H167V236H168V237H167L165 240H162L163 237H162L160 234H159V235H160L162 238H159V237L157 236V235H158L157 232H160V230H161V229H159V231L157 230V228H159V227H158V226H159V225H158V222H159V219H160L159 216H161V215H159L160 213H158V212H161V213H162V211H158V206L156 205L158 202H157L156 204H155ZM160 203H161V202H160ZM160 203H158V204H160ZM181 203H180V204H181ZM185 203H186V202H185ZM189 203H190V202H189ZM189 203H188V205L190 206ZM195 203H194V204H195ZM205 203H206V202H205ZM212 203H215V202H212ZM216 203H215V204H216ZM237 203H238V201H237ZM237 203H235L236 206H237ZM248 203L250 204V202H247V204H248ZM256 203H257V201H256ZM259 203H260V202H259ZM262 203H264V202H262ZM262 203H261V205H264V204H262ZM119 204H121V203H119ZM126 204H128V203H126ZM171 204H172V203H171ZM173 204H174V203H173ZM192 204H193V203L191 202V206H192ZM196 204H195V205H196ZM222 204H224V203H222ZM222 204H221V205H222ZM226 204H225L224 206H226ZM232 204H233V202H232ZM90 205H91V204H90ZM95 205H98V203L95 204ZM165 205H166V204H165ZM177 205H178V203H177ZM177 205H176V207H178ZM182 205H184V203H183ZM188 205H187V206H188ZM195 205H193V206L195 207ZM204 205H205V204H204ZM209 205H210V204H209ZM221 205H219V206H221ZM258 205H259V204H258ZM261 205H260V206H261ZM122 206H123V205H122ZM159 206H160V205H159ZM180 206H181V205H180ZM180 206H179L178 208H180ZM189 206H188V207H189ZM191 206H190V207H191ZM202 206H201V207H202ZM206 206H207V205H206ZM206 206H205V208L207 209ZM227 206H226V207H227ZM234 206H235V205H234ZM236 206H235V207H236ZM241 206H244V205L241 204ZM241 206H239V208H238V207H237V208L240 209ZM245 206H246V207H244V208H247V207H248L247 210H246V211H248V209H249L250 207L247 206V205H245ZM260 206L257 207V208H261ZM125 207H126V206H125ZM174 207H175V206H174ZM183 207L185 208V206H183ZM210 207H211V205H210ZM222 207H223V206H222ZM222 207H221V208H222ZM251 207H252V206H251ZM263 207H264V206H263ZM93 208H95V210H94ZM121 208H122V207H121ZM143 208H145V207L143 206ZM168 208H169V207H168ZM171 208H172V206H171ZM184 208H181V210H182V209L184 210ZM191 208H192V207H191ZM215 208H216V206H215ZM215 208H214V209H215ZM224 208H225V207H224ZM244 208H243V209H244ZM255 208H256V206H255ZM87 209H88V208H87ZM96 209H97L96 207H92L93 212L96 211ZM125 209H126V208H125ZM131 209H134V208H131ZM135 209H136V208H135ZM141 209H142V208H141ZM160 209H161V208H160ZM160 209H159V210H160ZM175 209H176V208H175ZM175 209H174V210H175ZM185 209H187V207H186ZM199 209H200V208H199ZM201 209H202V208H201ZM203 209H204V207H203ZM210 209H212V208H210ZM216 209L218 210V205H217V208H216ZM228 209L230 210V207H228ZM232 209H233V208H231V210H232ZM238 209H237V210H238ZM241 209H242V207H241ZM241 209H240V210H241ZM89 210H90V208H89ZM98 210H97V211H98ZM121 210H122V209H121ZM123 210H124V209H123ZM123 210H122V211H123ZM127 210H128V208H127ZM127 210H126V212H127ZM163 210H164V209H163ZM193 210H194V208H193ZM195 210H196V209H195ZM222 210H223V209H222ZM224 210H225V209H224ZM224 210H223V211H224ZM233 210H235V208H234ZM240 210H239V211H240ZM249 210H250V209H249ZM254 210H255V209H254ZM259 210H260V209H259ZM97 211H96V213H97ZM119 211H120V210H119ZM122 211H121V212H122ZM171 211H173V210L171 209ZM178 211H180V210H178ZM186 211H187V210H186ZM186 211H184V212H186ZM201 211H203V210H201ZM201 211H200V212H201ZM206 211H207V210H206ZM206 211H205V212H206ZM225 211H226V210H225ZM261 211L264 212V209L262 208ZM128 212H129V211H128ZM155 212H156V214L158 213L157 216H154V215L152 214V213H155ZM168 212H169V211H168ZM168 212H167V213H168ZM176 212H177V211H176ZM184 212H183V215H184ZM190 212H191V211H190ZM197 212H198V211H197ZM207 212H208V211H207ZM212 212H215V211H212ZM228 212H229V211H228ZM228 212H227V214H228ZM234 212H235V211H234ZM234 212L231 211V213H230V212H229V213H230V214H232V213L234 214ZM241 212H242V211H241ZM243 212H244V211H243ZM243 212H242V214H243ZM252 212H253V209H252ZM262 212H261V213H262ZM91 213H92V212H91ZM100 213H98V216H99V215L101 216ZM129 213H130V212H129ZM131 213H130V214H131ZM145 213H146V214H145ZM169 213H170V212H169ZM174 213H175V212H174ZM180 213H181V212H180ZM191 213H192V212H191ZM201 213H203V212H201ZM208 213H210V212H208ZM217 213H218V212H217ZM221 213H223V212H221ZM244 213H246V212H244ZM249 213H250V212H249ZM249 213H248V214H249ZM254 213H256V212H254ZM254 213L251 214V215H254ZM156 214H155V215H156ZM172 214H173V213H172ZM172 214H171V217H173V216L175 215V214H173V215H172ZM185 214H187V212H186ZM215 214H216V213H215ZM215 214H214V215H215ZM227 214H225V215H227ZM238 214H241V213H237V215H238ZM257 214H258V213H257ZM257 214H256L255 216H257ZM121 215H123V213H122ZM124 215H125V214H124ZM152 215H153V216H152ZM158 215H159V216H158ZM164 215H166L165 212H164ZM203 215H204V214H203ZM206 215H207V214H206ZM211 215H213V213H211ZM214 215H213V217H214ZM217 215H218V214H217ZM217 215H216V216H217ZM220 215H221V214H220ZM220 215H219V218H220ZM225 215H224V216H225ZM243 215L245 216V214H243ZM249 215H250V214H249ZM249 215H246V216L248 217ZM251 215H250V216H251ZM95 216H96V215H95ZM118 216H120V215H118ZM147 216H148V217H147ZM162 216H163V215H162ZM169 216H170V214H168L166 217L163 216L164 218H161L160 220H161V221H162V220L166 221V218H168ZM177 216H178V215H177ZM184 216H185V215H184ZM199 216H200V215H199ZM216 216H215V217H216ZM224 216H223V217H224ZM228 216H229V215H228ZM231 216H232V215H231ZM231 216H230V217H231ZM234 216H235V214H234ZM234 216L232 217V219L234 218ZM238 216H239V215H238ZM244 216H243V219H240V220H245V219H244ZM250 216H249V217H250ZM105 217H102V219H104ZM116 217H117V216H116ZM175 217H176V215H175ZM182 217H183V216H182ZM185 217H186V216H185ZM185 217H184V219H185ZM187 217H188V216H187ZM189 217H190V213H189ZM200 217H201V216H200ZM200 217H198V218H200ZM202 217H203V216H202ZM205 217H209V218H211L212 216H208V215H207V216H205ZM205 217H204V218H205ZM217 217H218V216H217ZM223 217H222V218H223ZM225 217H226V216H225ZM235 217L237 218V216H235ZM97 218H98V217H97ZM99 218H101V217H99ZM109 218H110V217H109ZM109 218H107V219H109ZM111 218H112V217H111ZM117 218H118V217H117ZM117 218H116V219H117ZM122 218H123V217H122ZM124 218H125V217H124ZM126 218H127V217H126ZM126 218H125V219H126ZM191 218L193 219V217H191ZM236 218H234L233 220L235 221ZM112 219H113V218H112ZM120 219H121V217H120ZM120 219H119L118 221H120ZM188 219H189V218H188ZM206 219L208 220V218H206ZM214 219H217V220H218V218H214ZM220 219H221V218H220ZM220 219H219V220H220ZM225 219H227V218H225ZM238 219H239V218H238ZM114 220H115V219H114ZM173 220H174V219H173ZM173 220H172V221H173ZM186 220H187V219H186ZM198 220H199V219H198ZM198 220H197V222H198ZM207 220H206V221H207ZM227 220H229V219H227ZM102 221H103V220H102ZM111 221H112V220H111ZM115 221H116V220H115ZM123 221H124V219H123ZM125 221H126V220H125ZM127 221H129V220H127ZM164 221H163V222H164ZM170 221H171V220H170ZM170 221H169V222H170ZM172 221L170 222V225L173 224ZM187 221H189V224H190V220H187ZM201 221H202V219H201ZM204 221H205V220H204ZM204 221H203V222H204ZM206 221H205V222H206ZM212 221H214L213 218H212L211 222H212ZM234 221H233V222H234ZM236 221H237V219H236ZM250 221H251V220H250ZM103 222H105V221H103ZM103 222H100L99 224L102 225L101 223H103ZM108 222H109V221H108ZM163 222H162V223L160 222V226H161V224H163ZM167 222H168V221H167ZM167 222H164V223L166 224ZM203 222H202V223H203ZM218 222H219V221H218ZM223 222H224V220L222 219L221 224H222ZM230 222H231V221H230ZM237 222H238V221H237ZM241 222H243V221H241ZM110 223H111V222H110ZM191 223H194V222L192 221ZM195 223H196V221H195ZM199 223H201V222H199ZM199 223H198V224H199ZM206 223H209V222H206ZM206 223H204V224H206ZM227 223H228V222H227ZM235 223H236V222H235ZM238 223H240V221H239ZM118 224H120V223H118ZM125 224H127V223L125 222ZM130 224H131V223H130ZM165 224H164V226H165ZM215 224L217 225V223H215ZM236 224H237V223H236ZM236 224H235V226H236ZM96 225H98V224H96ZM115 225H117V224H115ZM121 225L123 226L124 224H121ZM167 225H169V224H167ZM167 225L165 226V228L168 227ZM190 225H191V224H190ZM190 225H189V226H190ZM196 225H197V223L195 224V226H196ZM222 225H223V224H222ZM222 225H221V230H222ZM227 225H228V224H227ZM229 225H230V223H229ZM229 225H228V226H229ZM232 225H233V223H232ZM232 225L230 226V229L233 228ZM237 225H238V227H239V226L242 225V224L240 223V225H239V224H237ZM103 226H104V225H103ZM105 226H106V224H105ZM113 226H114V225H113ZM130 226H131V225H130ZM191 226H193V224H192ZM195 226H193V227H195ZM199 226H200V224H199ZM223 226H224V225H223ZM228 226H227L226 228H228ZM233 226H234V225H233ZM235 226H234V227H235ZM169 227H168L167 229H169ZM202 227H203V226H202ZM202 227H199V230H200V228H202ZM204 227H206V226H204ZM212 227H213V226H212ZM212 227H211V228H212ZM217 227H218V226H217ZM217 227H216V228H217ZM231 227H232V228H231ZM238 227L236 226V228H234L232 231H235V229L238 230ZM115 228H116V227H115ZM120 228H121V227H120ZM161 228H162V227H161ZM189 228H190V227H189ZM208 228H209V227H208ZM214 228H215V227H214ZM247 228H248V227H247ZM122 229H121V230H122ZM202 229H203V228H202ZM217 229H218V228H217ZM228 229H229V228H228ZM228 229H227V230H228ZM116 230H117V229H116ZM119 230H120V229H118V231H119ZM164 230H165V229H164ZM199 230H197V231H199ZM206 230H207V228H206ZM225 230H226V229H224V231H223V230H222V231L225 233ZM167 231H168V230H166V232H167ZM169 231H170V230H169ZM195 231H196V230H194V232H195ZM197 231H196V232H197ZM209 231H210V230H209ZM209 231H208V232H209ZM211 231H213V230L211 229ZM216 231H217V230H216ZM219 231H220V229H219ZM228 231H230V230H228ZM162 232L166 234L165 231H162ZM162 232H161V233H162ZM171 232H170V233H171ZM190 232H191V233H190ZM206 232H207V231H206ZM213 232H215V229H214ZM223 232H222V234H221L220 232H216L217 234H216V233L214 234L213 238L211 239V240H212V244H211V246H210L212 249H213V248H218V249H215V250H217L218 254L221 252L222 255H223V252H222V251L225 250V249H223L224 246H225V245L223 246V244L225 243V241H226V239H227V237H228L227 235L225 236V235L223 234ZM235 232H236V231H235ZM235 232H234V233H235ZM168 233H169V232H168ZM170 233H169V234H170ZM200 233H201V232H200ZM209 233H210V235H209V234H207V235L211 236V235H212L211 232H209ZM226 233H227V234H229V233H230V234H233L232 232H229V233H228L227 231H226ZM101 234H102V233H101ZM165 234H164V235H165ZM196 234H197V233H196ZM237 234H238V233H237ZM235 235H236V234H235ZM149 236H150V237H149ZM209 236H208V237H209ZM231 236H233V235H231ZM236 236H237V235H236ZM103 237H105V236H103ZM114 237H113V238H114ZM197 237H198V239H199V236H197ZM229 237H230V236H229ZM229 237H228V240H227V241H229ZM101 238H102V236H101ZM101 238H99V239H101ZM104 239H105V238H104ZM110 239H111V238H110ZM202 239H203V238H202ZM202 239L200 240L201 242H202ZM205 239H207V237H206ZM105 240H106V239H105ZM111 240H112V239H111ZM207 240H208V239H207ZM209 240H210V239H209ZM209 240H208V241H209ZM231 240H232V239H231ZM231 240H230V241H231ZM235 240H236V239H234V241H235ZM99 241H100V240H99ZM113 241H114V240H113ZM208 241H207V242H208ZM227 241H226V242H227ZM230 241H229V242H230ZM232 241H233V240H232ZM152 242L154 243V241H152ZM197 242H198V240H197ZM197 242H196V245H195L194 247H197ZM204 242H205V240H203L202 243H204ZM237 242H238V241H237ZM146 243H149V242H146ZM155 243H156V242H155ZM202 243H201V246H200V247H203L202 245H204V244H202ZM205 243H206V242H205ZM210 243H211V242H210ZM232 243H233V242H232ZM102 244H103V243H102ZM102 244H101V245H102ZM111 244H112V243H110V242H104V244H103L102 246L99 244L98 247L101 246V247H102V250H103L104 252H106V251H109V250L111 249V247H112ZM149 244H150V243H149ZM157 244H158V242H157ZM198 244L200 245V243H198ZM207 244H209V243H206L205 245H207ZM96 245H97V244H96ZM147 245H148V244H147ZM147 245H144V244H143V246H146V247H148V248H149V246H151V245H153V244L148 245V246H147ZM227 245H228V244H227ZM227 245H226V247H227ZM250 245H251V244H250ZM255 245H256V244H255ZM114 246H115V244H114ZM116 246H117V245H116ZM116 246H115V247H116ZM140 246H138V247L141 248L142 246H141V247H140ZM159 246H160V245H159ZM222 246H223V247H222ZM262 246H263V245H262ZM146 247H145V248H146ZM198 247H199V246H198ZM204 247H206V246H204ZM226 247H225V248H226ZM244 247H245V246H244ZM142 248H143V247H142ZM211 248H209V249H211ZM228 248H229V247H227V249H228ZM195 249H196V248H195ZM200 249H201V248H199V250H200ZM203 249H204V248H203ZM206 249H208V248H206ZM209 249H208V250H209ZM222 249H223V250H222ZM227 249H226V251H227ZM251 249H252V248H251ZM261 249H262V247H261ZM99 250H100V249H99ZM131 250H132V249H131ZM137 250H139V249L137 248ZM140 250H141V249H140ZM245 250H246V249H245ZM254 250H255V249H254ZM254 250H253V251H254ZM257 250H259V249H256V252H257ZM263 250H264V249H263ZM263 250H261V251H263ZM103 251H102V252H103ZM117 251H116V252H117ZM161 251H162V250H161ZM165 251H166V250H165ZM200 251H201V250H200ZM200 251H199V252H200ZM204 251H205V250H203V252H204ZM206 251H207V250H206ZM209 251H213V250H209ZM226 251H224V253H225ZM253 251H252V252H253ZM113 252H114V251H112L111 254H112ZM138 252H139V251H138ZM138 252H137V253H138ZM158 252H159V251H158ZM158 252H156V253L158 254ZM263 252H264V251H263ZM106 253H107V252H106ZM200 253H202V252H200ZM200 253H199V254H200ZM207 253H209V252L207 251ZM226 253H227V252H226ZM228 253H229V252H228ZM257 253H259V252H257ZM257 253H255V251H254L253 254H251V253H250L251 255L249 254V257L251 256V258H252V256H254V254H256V256H257ZM261 253H262V252H260V255H261ZM127 254H128V253H127ZM147 254H149V252H147ZM157 254H156V256H157ZM197 254H198V253H197ZM204 254H205V253H204ZM209 254H210V253H209ZM132 255H133V254H132ZM132 255H131V256H132ZM135 255H136V254H135ZM138 255H139V253H138ZM141 255H142V253H141ZM149 255H150V254H149ZM195 255H196V254H195ZM214 255H215V253H214ZM222 255H220V256H222ZM262 255H263V254H262ZM109 256H110V257L107 258L106 260L112 258L114 255L111 256V255L109 254ZM126 256H127V255H126ZM126 256H125V257H126ZM144 256H145V255H144ZM144 256H142V257H144ZM147 256H148V255H147ZM153 256H155V255H154V252H153ZM205 256H207V255H205ZM205 256H204V257H205ZM216 256H218V255H216ZM224 256H225V255H224ZM226 256H227V254H226ZM247 256H248V255H247ZM256 256H255V258H256ZM101 257H102V256H100L99 258H101ZM105 257H106V256H104L103 258L105 259ZM107 257H108V254H107ZM120 257H119V258H120ZM133 257H134V256H133ZM207 257H208V256H207ZM207 257H206V258H207ZM209 257H211V256H209ZM209 257H208V258H209ZM218 257H219V256H218ZM260 257H262V256H260ZM113 258L116 259L115 257H113ZM126 258H127V257H126ZM126 258H124V259L126 260ZM136 258H137V257H136ZM145 258L148 259L149 257L147 258V257L145 256ZM151 258H152V256H151ZM153 258H154V257H153ZM159 258H160V256L158 257V260H159ZM206 258H204V259H206ZM262 258H263V259H261V260H262V262H263L264 257H262ZM128 259H129V256H128L127 260H128ZM134 259H135V257H134ZM134 259L131 258V261L134 260ZM139 259H141L140 256H139ZM160 259H161V258H160ZM211 259H212V257H211ZM247 259H249V258H247ZM252 259H253V258H252ZM88 260H89V259H88ZM99 260H101V259H99ZM102 260H103V259H102ZM102 260H101V261H102ZM110 260H111V259H110ZM144 260H145V259H144ZM151 260H152V259H151ZM153 260H154V259H153ZM161 260H162V259H161ZM208 260H209V259H208ZM208 260H207V261H208ZM213 260H214V257H213ZM229 260H230V259H229ZM261 260H260V261H261ZM103 261H104V260H103ZM111 261H112V260H111ZM116 261L118 262V260H115V263H116ZM120 261H121V260H120ZM147 261H148V260H147ZM159 261H160V260H159ZM207 261L205 260V262H207ZM210 261H211V260H210ZM252 261H255V263H257L255 259H253ZM260 261H259V262H260ZM88 262H89V261H88ZM88 262H87V263H88ZM99 262H100V261H98V263H99ZM104 262L106 263L107 261H104ZM108 262H110V261H108ZM112 262H114V261H112ZM126 262H127V261H126ZM128 262H129V261H128ZM149 262H150V259H149V261H148V264H149ZM151 262H152V261H151ZM155 262H156V261H155ZM205 262H204V263H205ZM247 262H248V261H247ZM91 263H92V262H91ZM100 263H102V262H100ZM124 263H125V262H123V264H124ZM144 263H146V261H145ZM144 263H143V264H144ZM161 263H162V261H161ZM161 263H160V264H161ZM164 263H165V261H164ZM172 263H171V264H172ZM209 263H210V262H209ZM209 263H208V264H209ZM211 263H212V262H211ZM250 263H252V262H250ZM255 263H254V264H255ZM102 264H103V263H102ZM106 264H107V263H106ZM128 264H130V263H128ZM131 264H132V263H131ZM134 264H135V263H134ZM136 264H137V262H136ZM141 264H142V263H141ZM158 264H159V263H158ZM237 264H238V263H237ZM247 264H249V262H248ZM258 264H259V263H258ZM260 264H261V263H260Z\"/></svg>",
	"mask_w": 264,
	"mask_h": 264
}]
</instances>
